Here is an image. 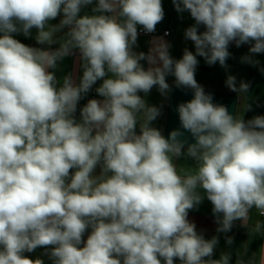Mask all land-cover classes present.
<instances>
[{"label": "clouds", "instance_id": "9594fccd", "mask_svg": "<svg viewBox=\"0 0 264 264\" xmlns=\"http://www.w3.org/2000/svg\"><path fill=\"white\" fill-rule=\"evenodd\" d=\"M172 4L195 21L184 30L195 53L180 59L162 36L136 51L163 21L162 0H0V264H44L24 255L37 248L52 264H264V244L249 251L264 238V115L244 118L250 82L227 76L230 113L195 79L197 57L227 69L233 42L250 45L241 63L260 64L264 0ZM32 29L41 47L14 38ZM66 57L74 67L58 77ZM98 81L100 99L77 117ZM154 87L165 100L173 87L192 92L167 136L154 126L163 105L146 100ZM205 198L216 233L239 221L249 236L233 250L225 235L219 259V235L188 219Z\"/></svg>", "mask_w": 264, "mask_h": 264}, {"label": "crops", "instance_id": "0c3cea01", "mask_svg": "<svg viewBox=\"0 0 264 264\" xmlns=\"http://www.w3.org/2000/svg\"><path fill=\"white\" fill-rule=\"evenodd\" d=\"M162 5L164 8L165 16L162 22H160L156 29L159 30V33L156 35L146 36L139 35L138 37V45L139 47L136 51L147 52L149 48V42L153 37L162 36L166 41L171 44V48L169 49L170 55L174 59H180L183 55V50L188 48V50L195 53V48L193 42L190 40L184 39V30L193 25L195 21L191 18L188 12L177 13L172 4V0H162ZM91 6L84 9L83 12H90ZM82 12V14H83ZM61 17H57L56 20L51 21L50 23L56 24L59 22ZM164 30H169L170 33L168 36L164 35ZM200 31H203V26L200 27ZM32 36L25 37L23 34H14V38L19 40L21 43H24L33 47H41L36 44L34 39L36 30L32 29ZM53 48L58 47V45H53ZM250 45L244 44L240 47H237L235 43L229 45V52L231 56L226 61L228 68L225 69L216 64L209 66L206 64L202 57H197L199 64L197 66L195 72V79L197 82L204 87L205 90L223 92V93H232L237 96L236 93L231 92L225 86V80L228 75H233L236 77L237 82L243 80L245 82H250V95L252 99L249 103L252 104V110L247 111L244 114V118L251 119L256 115H264V73L260 71L261 68H264V53L255 54L254 58L259 60L260 64L258 66H252L250 64L241 63V57L249 54ZM144 63L145 67H147L146 62ZM74 67V58L66 57L60 64V69L57 71V76L62 77L68 72L72 71ZM82 75V70L80 72ZM174 77H167V81L169 84H173ZM102 81H98L96 85L93 86V90L95 91V87H98ZM92 90V91H93ZM91 91V92H92ZM91 92L85 96L78 105V108L83 107L90 98ZM141 95H143L141 93ZM170 96V95H169ZM95 98L100 99L95 92ZM146 100L151 105H163L162 115L158 118L157 121L154 122V126L161 128L165 132L166 121H167V113H168V103L169 98L165 100L157 89L154 87L150 94L146 97ZM238 103V102H237ZM77 117L79 116V111L76 113ZM178 163H184L183 159ZM191 163V161H188ZM74 171V170H70ZM188 219L196 224V229L198 232H202L205 239H211L214 235H219V244L215 249L213 259H219L220 254L224 251L230 250L229 246L225 242V235L234 237V244L231 246V249L235 250L240 247L245 241L249 240L248 232L246 229L240 227L239 221L236 222L235 226L232 230L227 234H218L215 229L217 225L214 223V217L212 214V205L211 202L206 198L201 205H199L198 209L189 211ZM91 233V229H87L82 240L86 242L88 235ZM261 244H264V238L256 237L251 240L249 244V251H257ZM83 247V244L81 245ZM44 249L37 248L32 253H24L30 259L35 260L36 258H41L44 261V264H52L51 260L46 255H43ZM235 255H233V259L231 264H235ZM163 264V262H162ZM174 264H180L179 260H174Z\"/></svg>", "mask_w": 264, "mask_h": 264}, {"label": "water", "instance_id": "95a60500", "mask_svg": "<svg viewBox=\"0 0 264 264\" xmlns=\"http://www.w3.org/2000/svg\"><path fill=\"white\" fill-rule=\"evenodd\" d=\"M205 91L213 94L214 102L226 105L229 108L230 113H234L235 105L238 102V98L235 94L209 90ZM192 98L193 96L191 90H182L173 87V90L169 96L167 121L164 132L165 136H167L169 131L179 126L178 115L175 112L176 105L180 102H185ZM79 109L80 108H78L77 111H79Z\"/></svg>", "mask_w": 264, "mask_h": 264}, {"label": "built area", "instance_id": "2783aa9c", "mask_svg": "<svg viewBox=\"0 0 264 264\" xmlns=\"http://www.w3.org/2000/svg\"><path fill=\"white\" fill-rule=\"evenodd\" d=\"M138 30H139V29H138ZM158 33H159V30L156 29V31H155L154 33H151V34H144V33L141 31L140 35L151 36V35H156V34H158ZM165 33H168V35H169L170 31H169V30H164L163 34L165 35ZM168 35H166V36H168ZM93 98H95V91H94V90L91 92V95H90V98H89V99H93Z\"/></svg>", "mask_w": 264, "mask_h": 264}, {"label": "trees", "instance_id": "16d2710c", "mask_svg": "<svg viewBox=\"0 0 264 264\" xmlns=\"http://www.w3.org/2000/svg\"><path fill=\"white\" fill-rule=\"evenodd\" d=\"M40 46V45H39Z\"/></svg>", "mask_w": 264, "mask_h": 264}]
</instances>
